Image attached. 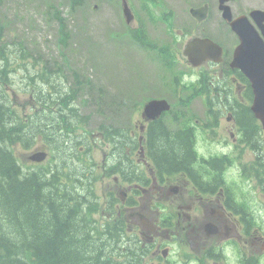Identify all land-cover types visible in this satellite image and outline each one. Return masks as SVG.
Here are the masks:
<instances>
[{
	"label": "flooded vegetation",
	"instance_id": "af4514ba",
	"mask_svg": "<svg viewBox=\"0 0 264 264\" xmlns=\"http://www.w3.org/2000/svg\"><path fill=\"white\" fill-rule=\"evenodd\" d=\"M175 1L179 10L155 2L157 15L130 28L148 77L130 83L127 106L115 101V114L128 111V118L117 121L120 128L109 120L98 140L80 138L82 159L64 166H79L75 187L94 210L85 221L92 234L104 232L103 240L116 233L111 245L122 264H264V112L254 110L253 84L234 65L247 25L264 45L254 16L264 0ZM237 19L243 33L232 27ZM194 39L204 45L190 59L185 52ZM257 61L249 59L251 74L264 84ZM260 98L264 103V93ZM152 101L170 110L146 112ZM96 115L104 117L98 104ZM165 135L189 153L182 164L158 156Z\"/></svg>",
	"mask_w": 264,
	"mask_h": 264
},
{
	"label": "trees",
	"instance_id": "16d2710c",
	"mask_svg": "<svg viewBox=\"0 0 264 264\" xmlns=\"http://www.w3.org/2000/svg\"><path fill=\"white\" fill-rule=\"evenodd\" d=\"M68 1L71 9L83 4V0ZM54 17L61 24L59 44L67 48L70 35L65 19L58 11ZM18 45L24 61L28 56L26 49ZM4 49L0 41V57L4 61L0 65V264H122L115 259L111 245L117 240L116 233L108 232L103 240L104 232L92 234L85 221L92 209L82 198L85 194L74 186L79 173L56 168L50 174V161L25 169L16 155L18 146L26 149L45 146L49 150L51 146L55 152L63 153V149L66 154L74 151L71 149L78 152V143L69 136L79 121V114L73 109L76 98L73 91L78 90L71 89L72 95L63 96L55 83L50 82L51 72L45 63L40 70L35 68L34 75H29L27 87L32 102L28 105H32V110L26 114L7 92L11 70ZM55 65L59 66L57 62ZM78 75L76 72V87L90 84L89 79L84 82ZM54 105L58 107L55 112ZM58 121L63 124V136L57 130ZM160 142L164 150L157 154L166 165H180L189 154L166 135L160 136ZM101 241L109 243L100 246ZM108 257L112 259L109 263Z\"/></svg>",
	"mask_w": 264,
	"mask_h": 264
},
{
	"label": "rangeland",
	"instance_id": "374dc122",
	"mask_svg": "<svg viewBox=\"0 0 264 264\" xmlns=\"http://www.w3.org/2000/svg\"><path fill=\"white\" fill-rule=\"evenodd\" d=\"M164 1L167 6L175 5V10L180 9L178 1ZM51 4L62 13L72 34L67 48L58 42V23L48 14L47 9ZM133 4L139 17L143 18L140 3L134 0ZM1 27L4 28L2 39L6 46L5 53L11 63L20 55L18 44H21L29 53L26 66L30 70L34 69L32 65L36 61H40V65L48 63L50 70L56 71L58 67L54 62H57L62 67L64 83L67 86L73 81L74 69L99 84L111 99L121 98V95H127L129 80L134 81V85H141L138 81L146 75L144 62L140 61L143 59V53L139 48L127 39L116 40L125 35L126 30L117 0H85V5L72 13L65 0H0ZM2 62L0 57V63ZM12 67L16 71L10 74L8 91L16 97L15 103L28 102L30 92L25 91L27 75L16 63L12 64ZM128 71H133L137 78L134 79ZM78 106L81 107L80 102ZM95 110L91 105L80 108L82 117L91 115V120L81 133L86 129L97 132L102 120L94 115ZM128 114L129 112L125 111L112 117L121 122L128 118ZM107 116L104 113V117ZM31 150H17V156L22 159L21 164L26 169L34 167L26 159L33 152ZM101 158L102 152L96 156V160L100 161Z\"/></svg>",
	"mask_w": 264,
	"mask_h": 264
},
{
	"label": "water",
	"instance_id": "95a60500",
	"mask_svg": "<svg viewBox=\"0 0 264 264\" xmlns=\"http://www.w3.org/2000/svg\"><path fill=\"white\" fill-rule=\"evenodd\" d=\"M125 13L127 16V21L130 22L132 20V14L130 13V10L126 7L125 8ZM255 86L256 89H260L261 85L257 82H255ZM170 106L165 102V101H154L152 103H150L149 105H147L146 107V111H152L154 113L160 114L163 111L169 110ZM47 157V154L45 152H38L35 153L34 155H32L30 157V160L32 161H37V162H42L45 160V158Z\"/></svg>",
	"mask_w": 264,
	"mask_h": 264
},
{
	"label": "clouds",
	"instance_id": "9594fccd",
	"mask_svg": "<svg viewBox=\"0 0 264 264\" xmlns=\"http://www.w3.org/2000/svg\"><path fill=\"white\" fill-rule=\"evenodd\" d=\"M232 259H233V260H237V259H239V257L233 255V256H232Z\"/></svg>",
	"mask_w": 264,
	"mask_h": 264
},
{
	"label": "bare ground",
	"instance_id": "6f19581e",
	"mask_svg": "<svg viewBox=\"0 0 264 264\" xmlns=\"http://www.w3.org/2000/svg\"><path fill=\"white\" fill-rule=\"evenodd\" d=\"M109 128H110V127H109ZM110 133H111V132H110ZM112 135H113V134H112ZM119 136H120V134H119ZM53 137H54V136H53ZM120 137H121V136H120ZM120 137H119V138H120ZM109 138H110V137H109ZM111 138H112V137H111Z\"/></svg>",
	"mask_w": 264,
	"mask_h": 264
}]
</instances>
